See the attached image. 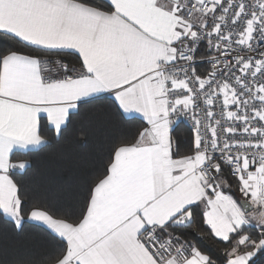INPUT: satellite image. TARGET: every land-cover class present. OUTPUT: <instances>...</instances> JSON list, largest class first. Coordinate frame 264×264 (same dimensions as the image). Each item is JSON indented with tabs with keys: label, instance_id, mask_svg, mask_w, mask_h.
Here are the masks:
<instances>
[{
	"label": "snow or ice",
	"instance_id": "1",
	"mask_svg": "<svg viewBox=\"0 0 264 264\" xmlns=\"http://www.w3.org/2000/svg\"><path fill=\"white\" fill-rule=\"evenodd\" d=\"M262 262L264 0H0V264Z\"/></svg>",
	"mask_w": 264,
	"mask_h": 264
},
{
	"label": "trees",
	"instance_id": "2",
	"mask_svg": "<svg viewBox=\"0 0 264 264\" xmlns=\"http://www.w3.org/2000/svg\"><path fill=\"white\" fill-rule=\"evenodd\" d=\"M190 131L189 127L186 124H181L180 127L176 128L174 131V136H176L180 140H187L189 138ZM205 247H210L208 241L202 242ZM264 264V262H262Z\"/></svg>",
	"mask_w": 264,
	"mask_h": 264
}]
</instances>
